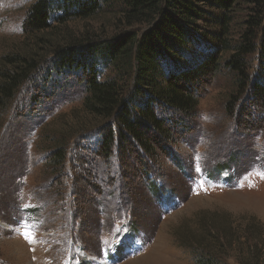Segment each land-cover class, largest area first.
<instances>
[{"label": "rangeland", "instance_id": "rangeland-1", "mask_svg": "<svg viewBox=\"0 0 264 264\" xmlns=\"http://www.w3.org/2000/svg\"><path fill=\"white\" fill-rule=\"evenodd\" d=\"M34 2L0 0V74L16 56L40 53L43 61L0 103V264H199L204 248L222 264H264V113L229 65L256 0L225 13L224 50L214 39L218 23H199L210 47L185 52L210 48L217 67L194 85L190 114L156 105L171 138L149 129L152 152L131 141L109 156L92 152L100 137L87 133L107 127L83 116L86 75L55 73L49 48L69 33L112 36L124 25L123 3L109 0L95 16L31 34ZM241 56L253 76L258 54ZM96 69L112 75L109 65ZM63 140L58 164L51 159Z\"/></svg>", "mask_w": 264, "mask_h": 264}, {"label": "trees", "instance_id": "trees-1", "mask_svg": "<svg viewBox=\"0 0 264 264\" xmlns=\"http://www.w3.org/2000/svg\"><path fill=\"white\" fill-rule=\"evenodd\" d=\"M108 1L35 0L28 11L25 29L31 34L52 31L72 19L95 16ZM121 1L124 25L112 36L72 38L69 33L67 39L49 48L55 73L80 71L86 75L81 79L85 93L83 116L107 127H100L102 131L93 128L87 134L99 135L98 148L92 152L105 156L115 155L118 148L130 147L131 141L149 154L154 146L147 134L149 129L165 140L171 138L170 130L154 109L158 105L184 116L196 107L198 93L194 85L216 70L217 58L210 48L188 54L190 50L185 52L186 47L190 44L195 48L210 47L200 41L204 34L199 23L211 21L221 27L214 39L220 43L219 48L226 49L224 15L238 0ZM256 4L259 8L247 18L246 29L235 45L236 52L229 65L238 72L240 84L242 80L249 83L251 97L261 104L264 113V0H256ZM215 12L220 15L217 19ZM251 53L258 54L253 76L247 71L245 59L239 57ZM40 56L38 53L30 59L25 55L12 58L11 68L0 74V103L12 101L19 87L37 75L43 64ZM101 63L109 65L112 75L104 76L96 69ZM110 121L116 128H110L107 123ZM59 144L54 146L56 151L51 160L61 164L67 142ZM147 175L144 170V176ZM154 185L152 181L151 190ZM156 188L159 189L158 185ZM204 251L199 264H222L217 254L205 248Z\"/></svg>", "mask_w": 264, "mask_h": 264}, {"label": "snow or ice", "instance_id": "snow-or-ice-1", "mask_svg": "<svg viewBox=\"0 0 264 264\" xmlns=\"http://www.w3.org/2000/svg\"><path fill=\"white\" fill-rule=\"evenodd\" d=\"M261 175H264V173H262ZM26 238H28L29 240H31V237H28L27 233H25Z\"/></svg>", "mask_w": 264, "mask_h": 264}]
</instances>
